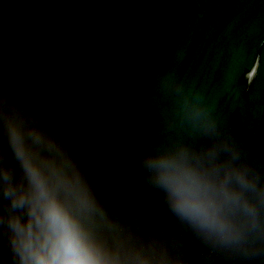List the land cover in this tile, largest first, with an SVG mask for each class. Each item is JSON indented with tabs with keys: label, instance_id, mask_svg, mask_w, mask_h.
Returning a JSON list of instances; mask_svg holds the SVG:
<instances>
[{
	"label": "water",
	"instance_id": "obj_1",
	"mask_svg": "<svg viewBox=\"0 0 264 264\" xmlns=\"http://www.w3.org/2000/svg\"><path fill=\"white\" fill-rule=\"evenodd\" d=\"M160 72L199 93L264 167V0H0V85L78 153L103 194L163 217L133 159L156 132Z\"/></svg>",
	"mask_w": 264,
	"mask_h": 264
},
{
	"label": "clouds",
	"instance_id": "obj_2",
	"mask_svg": "<svg viewBox=\"0 0 264 264\" xmlns=\"http://www.w3.org/2000/svg\"><path fill=\"white\" fill-rule=\"evenodd\" d=\"M150 104L156 132L133 159L163 217L103 194L78 153L0 85V264L264 260V167L170 74L157 73Z\"/></svg>",
	"mask_w": 264,
	"mask_h": 264
}]
</instances>
